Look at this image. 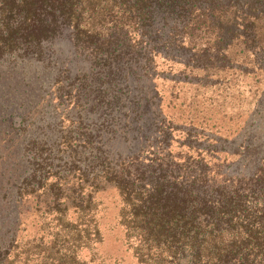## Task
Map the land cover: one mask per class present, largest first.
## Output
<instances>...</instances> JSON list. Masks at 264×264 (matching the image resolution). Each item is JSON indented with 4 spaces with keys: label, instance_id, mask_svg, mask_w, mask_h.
<instances>
[{
    "label": "trees",
    "instance_id": "obj_1",
    "mask_svg": "<svg viewBox=\"0 0 264 264\" xmlns=\"http://www.w3.org/2000/svg\"><path fill=\"white\" fill-rule=\"evenodd\" d=\"M158 79L247 104L224 135ZM111 190L137 264H264V0H0V264L98 261Z\"/></svg>",
    "mask_w": 264,
    "mask_h": 264
},
{
    "label": "rangeland",
    "instance_id": "obj_2",
    "mask_svg": "<svg viewBox=\"0 0 264 264\" xmlns=\"http://www.w3.org/2000/svg\"><path fill=\"white\" fill-rule=\"evenodd\" d=\"M158 67L161 70L167 68V65L159 61ZM260 77L262 78V76ZM157 82L163 96L165 111L171 113L180 122L194 120L208 127H210L209 124H213L215 127L210 129H218L224 135L233 133L242 117L240 114L233 113V110L243 109L247 104L244 101L240 104L234 96L221 94L225 90L219 87L199 88L190 84L175 86L173 82L164 79H158ZM229 90H235V88L231 86ZM15 122L18 124L19 119H16ZM99 197L104 205V209L97 215L103 235L102 241L97 244L96 248L99 254L98 261L96 260L92 264H137L126 249L123 231L118 224L116 193L111 190L100 194ZM35 210L25 213H32L27 218L26 237L42 234L38 221L35 220L37 216ZM75 216L74 212L70 213V217ZM79 256L81 259L79 264H87L85 261L90 258V252L82 248ZM102 256L105 259L104 262H100Z\"/></svg>",
    "mask_w": 264,
    "mask_h": 264
}]
</instances>
